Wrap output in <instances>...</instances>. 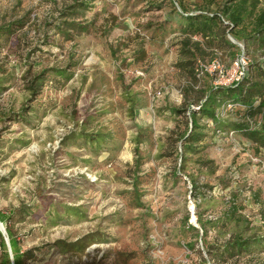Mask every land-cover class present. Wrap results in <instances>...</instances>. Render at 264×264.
<instances>
[{"label":"rangeland","instance_id":"rangeland-1","mask_svg":"<svg viewBox=\"0 0 264 264\" xmlns=\"http://www.w3.org/2000/svg\"><path fill=\"white\" fill-rule=\"evenodd\" d=\"M236 1L0 0V211L24 264H264V148L207 118L194 151L179 139L264 47L209 44L175 9ZM239 239L257 243L224 250Z\"/></svg>","mask_w":264,"mask_h":264},{"label":"trees","instance_id":"trees-1","mask_svg":"<svg viewBox=\"0 0 264 264\" xmlns=\"http://www.w3.org/2000/svg\"><path fill=\"white\" fill-rule=\"evenodd\" d=\"M245 3L246 0L236 1L234 5L226 7L224 13L208 11L196 14L187 13L179 3L180 11L175 9V13L182 24L181 28L185 26V32L198 34L206 42L216 44L219 48H223V46L226 48L233 47L238 51L240 48L235 42L246 44L251 38L254 41L257 39L261 47H264V10L252 21L253 29L251 31H253V34L249 35L248 38L250 39L241 36L238 33L239 31L236 30L239 25L243 24L245 17L251 14V11L245 7ZM251 3L254 7L256 0L251 1ZM241 28L246 27L241 25ZM246 54H248L247 51ZM246 58L249 61L237 81L228 85H209L204 90L205 98L198 103L199 108L190 112L191 126L188 127L187 124L185 132L179 136L182 141V153L194 151L197 143L202 139V128L206 127V124L202 125L201 123L204 118L209 119L214 124L215 130L220 131L219 128L224 125L229 128L230 132H238L247 137L257 145V149L264 148V56L259 60H251L247 56ZM39 80L36 85H33L31 81L32 87L30 89L33 95L42 89V77ZM227 102L232 104V113L235 115L238 113L236 121H226L219 114L220 108ZM172 112L178 115L182 114L179 109H172ZM242 116L245 117L242 118ZM10 219V214L0 211V222L5 229L12 254L11 259L4 235L0 231V264H24L25 260H29L34 256V253L32 249L21 251L12 231ZM202 228H205V226L202 225ZM256 243V241L239 239L235 241L233 246L231 245L232 247L226 245L224 250L230 251L233 248L240 250Z\"/></svg>","mask_w":264,"mask_h":264},{"label":"built area","instance_id":"built-area-1","mask_svg":"<svg viewBox=\"0 0 264 264\" xmlns=\"http://www.w3.org/2000/svg\"><path fill=\"white\" fill-rule=\"evenodd\" d=\"M246 60H247V58L245 56L240 55V58L237 59V63H236L237 70H238L236 73V76L231 78L230 80L227 79V80L218 81L215 85H228L230 83L237 81L245 70V67L247 65ZM203 67H204V65L200 64L201 70L203 69ZM221 108H222L221 110L226 113V112L232 110V104L230 102L224 103Z\"/></svg>","mask_w":264,"mask_h":264},{"label":"water","instance_id":"water-1","mask_svg":"<svg viewBox=\"0 0 264 264\" xmlns=\"http://www.w3.org/2000/svg\"><path fill=\"white\" fill-rule=\"evenodd\" d=\"M0 231H1L2 234L4 235L5 242H6L7 247H8V252H9V255H10L11 259H12V254H11V249H10L9 241H8V239H7L6 236H5V229H4V227H3V225H2L1 222H0Z\"/></svg>","mask_w":264,"mask_h":264},{"label":"bare ground","instance_id":"bare-ground-1","mask_svg":"<svg viewBox=\"0 0 264 264\" xmlns=\"http://www.w3.org/2000/svg\"><path fill=\"white\" fill-rule=\"evenodd\" d=\"M192 220V219H191Z\"/></svg>","mask_w":264,"mask_h":264}]
</instances>
